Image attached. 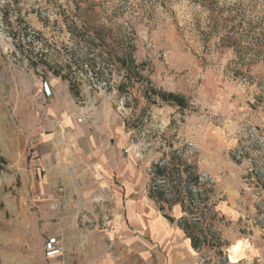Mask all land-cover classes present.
I'll use <instances>...</instances> for the list:
<instances>
[{
  "label": "rangeland",
  "instance_id": "1",
  "mask_svg": "<svg viewBox=\"0 0 264 264\" xmlns=\"http://www.w3.org/2000/svg\"><path fill=\"white\" fill-rule=\"evenodd\" d=\"M105 106L132 136L137 192L116 198L106 186L131 180H45L67 174L70 121L104 118ZM263 119L264 0H0V264H161L156 239L182 243L185 213L174 197H154L153 165L189 149L200 172L203 130L227 125L236 139L228 154L249 163L255 180H226L230 197L204 180L215 213L204 228L222 245L209 230L191 264H214L208 256L223 257L238 231L221 201L254 205L245 215L262 212V231ZM43 132L61 134L64 148L51 149L60 159L36 161Z\"/></svg>",
  "mask_w": 264,
  "mask_h": 264
},
{
  "label": "crops",
  "instance_id": "2",
  "mask_svg": "<svg viewBox=\"0 0 264 264\" xmlns=\"http://www.w3.org/2000/svg\"><path fill=\"white\" fill-rule=\"evenodd\" d=\"M106 110L110 112L106 113L104 118L91 114L92 116H85L81 121H78L77 118L70 121L72 124L69 128V135H67L70 139L68 146L69 163L66 169L63 168L67 174H63L59 179L48 178L45 180H131L130 184L127 181H120V184L111 181L106 186L116 198L122 197L125 189L130 195L137 192V185L134 180H141L140 166L138 160L135 159L132 136L124 124L117 122L112 108L110 106L103 107V111L106 112ZM259 126L261 130H264V122L263 125L261 123ZM226 127L218 133L208 128L203 130L202 137L199 140V171L207 174L211 180H215L217 185L228 191V197H230V195H233V191L226 187V180L255 179L252 176L250 177L249 171L252 168L249 163L237 162L228 154L236 139L233 136L227 138L230 129ZM260 133L264 135V131ZM35 139L41 154V157L37 158L36 161L41 163L45 159L51 160L52 157L61 158V153L58 156H51V149L59 145L62 146L58 149L64 148L63 144L65 142L61 140L59 132L51 134L43 132L38 134ZM240 184L241 186H238V189L241 190L242 197L246 200L250 194L248 191L242 190L244 189V182ZM246 208H248V211ZM218 209L221 215L231 220L230 228L238 230L237 233H234L233 238H229V245L232 246L234 244L232 242L236 240H241L246 245L245 254L241 258L256 260L264 256V239L261 237L260 225L256 221L257 218L263 216L262 212L252 217L253 219L248 220L246 218L247 212H256L255 206H245L241 200L239 202V199L231 200L230 198L221 201ZM242 218L243 220H241ZM161 238L158 241L156 239L155 243L159 263L191 264L193 262L190 254L195 249L187 235L182 243L178 242V239L168 238L166 235L161 236ZM163 246L166 247V252L161 250ZM228 249L230 250V247ZM119 257L120 260L123 259L122 255ZM113 259L117 261L118 255L111 254L109 261H113ZM246 260L240 264H244ZM199 264L204 263L199 261Z\"/></svg>",
  "mask_w": 264,
  "mask_h": 264
},
{
  "label": "trees",
  "instance_id": "3",
  "mask_svg": "<svg viewBox=\"0 0 264 264\" xmlns=\"http://www.w3.org/2000/svg\"><path fill=\"white\" fill-rule=\"evenodd\" d=\"M162 99L174 100L181 107H185V100L182 96L173 92H157ZM192 150L183 152L182 148H176L170 152V155H165L153 165L151 192L156 199L162 202H169L170 197L182 202L184 215L179 220L181 227L186 235L191 239L195 250H202L206 245H210L208 231H214V239L216 245L214 247L221 249L222 240L217 237L215 228L205 230V222L208 221L207 216L214 213L213 204L209 199L205 198L206 191L204 180H200L201 174L196 166L189 160L187 153H192ZM160 183V184H159ZM195 198L199 199V207H194ZM161 209L164 211L163 206ZM212 211V212H211ZM215 214V213H214ZM213 216L210 217V220Z\"/></svg>",
  "mask_w": 264,
  "mask_h": 264
},
{
  "label": "built area",
  "instance_id": "4",
  "mask_svg": "<svg viewBox=\"0 0 264 264\" xmlns=\"http://www.w3.org/2000/svg\"><path fill=\"white\" fill-rule=\"evenodd\" d=\"M200 180H211V178L207 174H203L200 177ZM264 199V198H263ZM264 203V202H263ZM261 236L264 239V217L262 219V231ZM208 259H213L214 264H240L241 262L245 261V258H240L239 260H232L230 257V250L227 249V253L224 252V256L220 258H215L213 256H208ZM244 264H264V256L254 260H246Z\"/></svg>",
  "mask_w": 264,
  "mask_h": 264
},
{
  "label": "bare ground",
  "instance_id": "5",
  "mask_svg": "<svg viewBox=\"0 0 264 264\" xmlns=\"http://www.w3.org/2000/svg\"><path fill=\"white\" fill-rule=\"evenodd\" d=\"M246 245L243 241L239 240L230 247V257L232 260H239L244 254Z\"/></svg>",
  "mask_w": 264,
  "mask_h": 264
}]
</instances>
